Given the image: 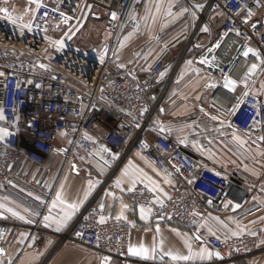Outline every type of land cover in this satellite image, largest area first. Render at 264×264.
<instances>
[{"label":"built area","instance_id":"1","mask_svg":"<svg viewBox=\"0 0 264 264\" xmlns=\"http://www.w3.org/2000/svg\"><path fill=\"white\" fill-rule=\"evenodd\" d=\"M28 1L34 6V14L27 20L7 6L0 7L9 10L0 11V72L4 74L0 76V109L5 117L0 120V128L10 133L0 140V196H19L29 207L37 209L39 218L34 226L0 222V248L4 249L0 262L7 255L9 237L18 236L25 228L32 229L31 238H40L43 233L41 221L57 187L45 168L56 152V144L66 138L62 160L66 167L76 161H100L110 166L118 152L126 149L140 153L172 178L176 187L171 199L159 200L153 191L137 186L131 192L132 203L151 208L164 224L199 236L214 254L219 252L221 259L215 264H249L258 251L262 222L228 238L209 234L203 223L212 216L241 220L264 208L256 204L237 211L236 205L251 199L253 193L245 191L237 177L199 166L195 153L185 151L154 127L149 96L165 83L160 75L165 68L163 61H157L141 80L116 75L112 70L125 32L140 28L137 16L145 0ZM260 3L264 4V0ZM244 5L254 13L251 18H246V11H242ZM100 11L104 12L111 40L99 50L82 48L76 39ZM219 12L224 13L225 19L208 58L219 77L211 101L253 148L264 151V140L260 139L264 136V98L251 88L256 76L264 72V65L260 64L264 58V7H257L254 0H207L203 17ZM113 13L116 19L112 18ZM16 17L22 19L13 23ZM24 24L30 27H23ZM233 29H238L240 35L230 31ZM60 40L64 41L62 48L53 44ZM217 43L219 48L215 47ZM249 48L259 52L260 57L253 52L244 56ZM253 63L258 67L249 76L250 94L237 104L242 96L237 92L239 87L235 93L223 88L224 77L241 81ZM41 64L45 67L41 68ZM172 80L173 77L167 85ZM33 168L44 169L40 178L31 177ZM209 200L212 202L208 203ZM101 216L104 223H100ZM132 229L130 222L116 219L109 208L101 209L91 202L77 213L72 228L61 237L97 252L103 264H176L162 254L150 261L132 257L128 252Z\"/></svg>","mask_w":264,"mask_h":264},{"label":"crops","instance_id":"2","mask_svg":"<svg viewBox=\"0 0 264 264\" xmlns=\"http://www.w3.org/2000/svg\"><path fill=\"white\" fill-rule=\"evenodd\" d=\"M206 7L207 0H146L138 16L140 28L125 32L112 61V70L116 75H128L141 80L150 74L157 61H163L165 68L162 79L165 83L159 84L149 96L154 127L161 132L159 129L163 126L165 131L161 133L180 144L185 151L195 153L199 166H207L225 176L237 177L243 189L253 193L251 199H247L236 208L237 211L246 210L256 204L264 208V151L253 148L244 135L229 126L228 117L213 105L211 97L215 87H208V85L219 83V77L210 63H200L205 58L209 61L210 52L220 36L225 19L223 12L209 13L203 17ZM185 8L188 9L187 12L183 11ZM29 10L32 11L28 14V18H31L34 13V7L32 8L31 5H27L19 14L23 17L24 13L30 12ZM98 13L104 15L103 11ZM15 14L17 15L16 12ZM205 26L209 28V32L202 30ZM148 28L152 29L151 34L157 29L160 30L159 33L164 35L160 42L149 40V36H139ZM159 44H163L160 49ZM189 60L192 61L191 65L187 63ZM179 63L181 65L176 69ZM121 64L124 67H120ZM172 77L173 80L167 85ZM248 84L250 88L251 79H248ZM251 88L254 94L264 98V72L256 76L255 84ZM244 90L241 85L237 92L242 95ZM197 96L200 99H196ZM212 116H217L218 119L212 120ZM157 120L162 124L158 125ZM234 133L245 143L240 144L234 140ZM66 141V138L61 139L56 144V152L45 168L48 171V178L57 187L44 217L49 215L58 217L65 207L61 204H57L55 208L52 206L53 201L56 200V193L61 190V185L64 186V198L68 202H76L77 198L84 202L68 222L67 227L60 231L56 230L55 223L46 222L43 217L41 226L44 227V231L40 234V238L39 236L31 238L32 229L30 228L22 229L16 237H9L7 255L2 264H9V261L11 264H103L97 252L70 240L63 241L61 237V234H66L72 228L77 213L91 202L98 206L103 204L104 207L109 208L110 212L113 211L116 217L120 216V219L132 224L129 247L143 245L151 249L155 244L157 249L155 256L162 254L169 259L171 256L164 253L189 254L185 241L192 245L193 252H199L202 248L211 251L205 242L195 239V236L188 231L162 223L153 211L147 212L149 208L144 207L147 219H141V207L132 203V191L128 190L133 187L129 177L136 179L135 188L143 186L151 191L155 188L156 191L153 192L159 200L167 199L159 188H162L170 197L176 187V182L161 172L152 162L136 151L128 152L125 149L115 154L114 165L107 166L100 161H94L92 164L76 161L66 167L62 161ZM26 166L29 167V164L26 163ZM125 170L128 176L124 175ZM43 172L44 169L33 168L30 174L33 179H38ZM165 177L170 183L165 182ZM117 180L121 181L119 188L116 186ZM89 181L92 183L91 192L84 200V193L89 189ZM153 181L156 183L154 184ZM0 205H3L0 207V222L16 221L27 226H34L38 222L39 215H30L24 211L26 208L36 211L37 209L29 207L17 195H1ZM9 208L24 215L26 219L21 220L13 216L12 212L8 211ZM29 219L31 223L27 222ZM258 222H262L263 232L252 264H264V211L244 216L241 220L212 216L209 221L203 223V228L209 234L214 232L217 236L228 238L239 235ZM233 233L237 234L233 235ZM161 240L163 252L160 249ZM131 256L144 261L153 259ZM217 260L213 253L210 260H201L197 256L190 260L172 261L176 264H215Z\"/></svg>","mask_w":264,"mask_h":264},{"label":"snow or ice","instance_id":"3","mask_svg":"<svg viewBox=\"0 0 264 264\" xmlns=\"http://www.w3.org/2000/svg\"><path fill=\"white\" fill-rule=\"evenodd\" d=\"M254 3L257 7H264V4H261L260 3V0H254ZM39 3L37 2V7H39ZM197 7H202V5H197ZM0 11L4 12V13H8L9 10L7 8H3V9H0ZM183 11L187 12L188 9L185 8L183 9ZM242 11H246V18H251L254 13L252 12L251 8H249L247 5H244L242 7ZM169 15H171V13H169ZM237 15H239V13H237ZM193 17L195 18V13H193ZM10 19H12L11 16H9ZM112 18L113 19H116V15L115 13L112 14ZM17 19H22V17H16L13 19V23H16V20ZM68 21V18L65 17L64 18V22L67 23ZM23 27H30V25L28 24H24L22 25ZM255 25H253L254 27ZM204 32H209V28L207 26L203 27L202 29ZM69 31L71 32V29H69ZM230 31H236V34L237 35H240V32L238 29H233V30H230ZM53 44L56 45L58 44L61 48L64 46V41L63 40H60V41H53ZM221 45L219 43H217L215 45L216 48H219ZM197 47H199V45H197ZM249 52H253V55L257 56V57H260V53L259 52H254L253 49L249 48L247 51H245L243 54L244 56H248ZM188 65H191L192 64V61L189 60L188 62ZM201 64H207L209 63V61L207 60V58L205 59H202L200 61ZM260 64L261 65H264V58H261L260 59ZM120 67H124L123 64L119 65ZM41 68H44L45 65L41 64L40 65ZM257 67L258 65L256 63H253L251 64L250 68L248 69V72L246 73V75L242 78L241 81H237L235 79H232L229 77H224V83L222 85L223 88L225 89H228L230 92L232 93H235L236 92V89L237 87L239 86H243V88L245 89L242 93V96L240 98L237 99L236 103L237 104H241L243 103L246 98L249 96V91H248V88H249V84H248V79H249V76H251L253 73L256 72L257 70ZM197 72L199 70H196ZM4 75L2 72H0V76ZM161 76L164 75V73H160ZM218 85H215V84H210L208 85V87H217ZM196 99H200L199 96L196 97ZM235 106H233L234 108ZM145 111H147V109H145ZM161 111H163V109H161ZM201 111H203V109L201 108ZM231 111V110H230ZM5 117L3 116V110L0 109V120H4ZM212 120H217L218 117L217 116H212L211 117ZM221 123H223V121H221ZM157 124L158 125H161L162 122L157 120ZM229 126H231V124H229ZM137 127H139V125L137 124ZM161 132H164L165 131V128L163 126L160 127L159 129ZM238 131V130H237ZM66 135V133H64ZM10 135V133L8 132V130L6 129H3V128H0V140H4L6 136ZM88 139H92L91 137H87ZM233 139L238 141L240 144H244L245 141L241 139L240 136H237L235 135V133L233 134ZM261 140H264V136L260 137ZM183 142V141H181ZM104 151H109L107 148H104L103 149ZM113 159H115V157H113ZM75 167V166H74ZM124 175L125 176H128V172L127 170H125L124 172ZM217 175H219V173H217ZM130 179V182L133 184V187L132 188H129L128 190L129 191H135V183H136V179L132 178V177H129ZM142 182V181H141ZM165 182L166 183H170V181L167 179V177H165ZM189 183H192V181H188ZM153 183L155 184L156 182L153 181ZM116 186L119 188L121 186V181L120 180H117L116 181ZM158 187V186H157ZM63 188L64 186L61 185V190L59 192L56 193V200L53 201V207L55 208L57 206V204H61V205H65V207L61 210V214L58 215V217H52L51 215L49 216H45L44 217V220L46 222L48 221H52L53 223H55L57 225L56 227V230L57 231H60L62 228L64 227H67L68 225V222L72 219V217L75 215V212L79 209V207L81 206V204L84 202L83 200H79V198H77V201L76 202H68L65 198H64V191H63ZM91 188H92V183L91 181H89V189L88 191H86L84 193V200L87 199L88 195L90 194L91 192ZM153 191H156V189L154 188ZM159 191L161 193H163V195L165 197H167L168 199H171V197H168V194L166 192H164V190L162 188H159ZM29 195H32V193H29ZM36 200H40L41 198L39 196H36L35 197ZM159 202V201H158ZM212 201L209 200L208 203H211ZM161 203V206L162 205V202ZM0 207H3V205H0ZM101 209L104 208V205L103 204H100L99 206ZM123 207H127V205H123ZM236 207H239V205H236ZM8 211L12 212V215L13 216H16L18 217L19 219L21 220H25L26 217L24 215H21L19 212L17 211H13V209L9 208ZM26 213H30V215H39V213L36 211V210H29V209H25L24 210ZM152 209L149 208L147 209V212H151ZM140 212H141V219H147V215H145V208L143 206H141L140 208ZM116 219H120V216H117ZM217 220H219V218H215ZM28 223H31L32 221L29 219L27 220ZM104 217L101 216L100 217V223H104ZM220 223H223L222 221H220ZM46 226H50V225H46ZM159 229L157 228V231ZM209 232H211V228L208 229ZM213 235H215V233L213 232L212 233ZM237 233H233V235H236ZM195 239L199 240L200 237L197 236L195 237ZM185 243L187 244V247H188V252L189 254L188 255H178V254H174L172 252H167V253H164L165 255H169L171 256V259L172 260H190L192 259L193 257H199L201 260H205V259H208L210 260L213 256V252H211L210 250L206 249V248H202L199 252H193L192 251V245L187 243V241H185ZM160 249H161V252H163V241L161 240L160 242ZM156 245L154 244L152 246V248H148V247H145L143 245L139 246V247H132L130 246L128 248V252L133 255V256H142L144 257L145 259H148V258H154L155 257V253H156ZM4 253V249L3 248H0V254H3ZM216 256H219V252H216L215 253ZM0 264H2V262H0ZM9 264H11V261H9Z\"/></svg>","mask_w":264,"mask_h":264},{"label":"rangeland","instance_id":"4","mask_svg":"<svg viewBox=\"0 0 264 264\" xmlns=\"http://www.w3.org/2000/svg\"><path fill=\"white\" fill-rule=\"evenodd\" d=\"M144 3H146V0ZM27 5H31L32 8L34 7L28 0H0V7L7 6L14 11V14L16 12L17 15H20L19 13L23 12V9ZM142 10H143V8L138 13V16L141 14ZM29 11L30 12H28V13H24L25 16H23V18L25 20L30 19V18H28V14H31L32 10H29ZM20 16H22V15H20ZM94 18H96V19L91 20L88 23V25L86 26L85 31L82 34H80L78 36V38L76 39V43L79 46H81L82 48H85L87 50H99L100 48L106 46V44L111 40V34L107 31L106 25L104 23V20H105L104 15L102 13L101 14L97 13ZM194 29H193V31H194ZM151 32H152V29L148 28V30L145 33L141 32L139 36H143V35L149 36L150 37L149 40H152V41L157 40L159 42L161 41V38L164 37V35H161L159 33L160 32L159 29H157L156 32H154L152 34H151ZM162 46H163V44H159L158 48L160 49V48H162ZM42 228H44V227H42ZM255 256H256V254H255ZM255 256H253L249 260V264H252V260L254 259Z\"/></svg>","mask_w":264,"mask_h":264},{"label":"water","instance_id":"5","mask_svg":"<svg viewBox=\"0 0 264 264\" xmlns=\"http://www.w3.org/2000/svg\"><path fill=\"white\" fill-rule=\"evenodd\" d=\"M216 256V255H215ZM218 259H221V256L219 255V256H216Z\"/></svg>","mask_w":264,"mask_h":264},{"label":"bare ground","instance_id":"6","mask_svg":"<svg viewBox=\"0 0 264 264\" xmlns=\"http://www.w3.org/2000/svg\"><path fill=\"white\" fill-rule=\"evenodd\" d=\"M180 65H181V64L179 63V65H177V67H180Z\"/></svg>","mask_w":264,"mask_h":264}]
</instances>
